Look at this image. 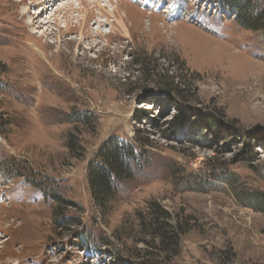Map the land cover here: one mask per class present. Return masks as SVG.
<instances>
[{"label":"rangeland","instance_id":"374dc122","mask_svg":"<svg viewBox=\"0 0 264 264\" xmlns=\"http://www.w3.org/2000/svg\"><path fill=\"white\" fill-rule=\"evenodd\" d=\"M67 1L45 34L46 0H0V264H264V32L218 0ZM109 137L139 158L103 213Z\"/></svg>","mask_w":264,"mask_h":264},{"label":"trees","instance_id":"16d2710c","mask_svg":"<svg viewBox=\"0 0 264 264\" xmlns=\"http://www.w3.org/2000/svg\"><path fill=\"white\" fill-rule=\"evenodd\" d=\"M236 15L237 21L247 29L264 32V0H218ZM78 121L84 120L77 116ZM183 119L177 118L175 126L179 128ZM211 122L215 120L211 119ZM68 147L74 154L80 148L78 139L70 136ZM138 152L132 142L118 137L107 138L95 155L90 159L87 169L88 182L91 195L98 210L107 213L117 195L118 185L133 177V163L138 161ZM0 166L8 172L16 171L17 167L10 163L0 161ZM251 204L259 211L264 212V191H257L251 195ZM159 221L160 209L153 207ZM157 224V221H154ZM155 226V225H154ZM156 228H159L156 227ZM166 234V231H163ZM163 264V263H151Z\"/></svg>","mask_w":264,"mask_h":264},{"label":"bare ground","instance_id":"6f19581e","mask_svg":"<svg viewBox=\"0 0 264 264\" xmlns=\"http://www.w3.org/2000/svg\"><path fill=\"white\" fill-rule=\"evenodd\" d=\"M47 1V3L44 5V8H43V10L42 11H40V12H38L39 13V15H37V16H35L34 18H31L30 20H28L27 22L31 25V24H34L35 25V22L38 24V26H37V28H42V29H44V27L46 26H48V24L50 23V21H46V20H41V18H42V16H43V13L46 11V13H48V10H53L54 8H53V6H52V4H51V2H54V0H46ZM49 1V2H48ZM61 1V0H60ZM77 1H79V0H77ZM81 1H82V3H83V0H80L79 2L81 3ZM91 1H98L99 2V0H91ZM73 2H74V0H68L67 1V3H63L62 5H66V7L67 6H69L70 8H73L72 7V5H73ZM108 2H110V1H108ZM79 3V4H80ZM93 3V2H92ZM55 11V10H54ZM23 12L24 13H28V11H26V10H23ZM26 13V14H27ZM24 15V14H23ZM55 15V14H54ZM47 18V17H46ZM51 17H48V19H50ZM36 19H40V20H38V21H36ZM21 23V22H20ZM47 23V24H46ZM26 25H27V23H26ZM29 26V25H28ZM26 28H27V26H26ZM26 30V29H25ZM48 30V28L45 30L44 29V31H43V33H45L46 34V31ZM101 31V30H100ZM99 32V31H98ZM26 33V32H25ZM29 33V32H28ZM33 33V32H32ZM35 33V32H34ZM37 35V34H36ZM93 35V34H92ZM101 37V36H100ZM30 41V40H29ZM41 46V45H40ZM21 57V56H20ZM41 60V59H40ZM31 66V65H30ZM58 77V76H57Z\"/></svg>","mask_w":264,"mask_h":264}]
</instances>
